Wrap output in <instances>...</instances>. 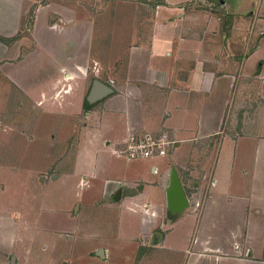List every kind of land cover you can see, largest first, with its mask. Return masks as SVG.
Wrapping results in <instances>:
<instances>
[{
	"label": "crops",
	"instance_id": "1",
	"mask_svg": "<svg viewBox=\"0 0 264 264\" xmlns=\"http://www.w3.org/2000/svg\"><path fill=\"white\" fill-rule=\"evenodd\" d=\"M83 1H68L74 14L85 11ZM147 1L148 43L133 48L129 59L137 109L123 111L119 141L84 151L74 174L37 180L40 163L27 185L0 182V264H264V0L250 12L241 2L231 10L217 0L223 19L216 0ZM35 4L0 0V60L20 55L24 31L36 45L49 43L40 54L26 52L8 64L10 88L27 98L41 94L42 82L55 81L57 71L43 66L47 57L58 60L71 38L88 35L81 32L85 17L56 12L57 21L55 11ZM250 24L258 37L244 54ZM219 27L222 36L211 34ZM211 40L220 44L206 51ZM58 71L66 75L65 68ZM20 127L18 136L25 134ZM145 134L165 135L172 154L138 160L116 154L128 137ZM41 141L42 151L54 155ZM101 153L114 161L105 164ZM173 177L177 198L186 202L178 212L169 208ZM68 183L90 197L91 208L54 200L55 187ZM93 213L109 220L112 233L95 234Z\"/></svg>",
	"mask_w": 264,
	"mask_h": 264
},
{
	"label": "rangeland",
	"instance_id": "2",
	"mask_svg": "<svg viewBox=\"0 0 264 264\" xmlns=\"http://www.w3.org/2000/svg\"><path fill=\"white\" fill-rule=\"evenodd\" d=\"M68 1L36 0L34 5L47 6L46 9L51 13V10L55 11L57 21L60 17L56 12L71 20L73 16L78 19L85 17V24H80L84 25L81 27V32L85 35L88 33L85 41L82 38L80 40L71 38L72 41L67 43V50H63L66 57L56 51L60 55V57L56 56L58 60L50 61L47 57V60L43 62L44 68L50 71L56 70L57 74L54 82L41 83L40 95H31L27 100L28 98L18 87L11 83L13 88H10L7 75L10 69L8 64L11 61L17 62L26 52L29 57L32 53L40 54L45 50V46H49V43L43 41L36 45L30 40L29 33L24 31L18 38V41L20 38L26 40L20 47V57L11 52L6 58L0 60V182L11 183L12 187L17 186L18 183L27 185V177L31 170L38 168L40 163H42L40 167L42 169L35 173L36 179L41 177L49 180L56 174H74L76 169L82 167L81 154L84 151L101 149L105 143L113 146L119 141L117 138L119 135H116L118 129L126 127L123 111L126 109L134 111L138 106L137 95L131 89L132 65L129 59L133 48L146 46L148 43L152 24V10L147 6L150 2L147 0H84L85 11L74 14ZM219 1L226 2L231 10L239 6L241 2L247 12L254 11L257 3V0ZM207 4L197 3L194 6ZM215 7H218L219 11L223 10L222 13H217L221 16L220 19H223L225 11L217 0ZM247 15H244L246 19ZM251 24L245 32V41L248 43V39H251L249 45L247 48H241L244 54L254 48L255 39L258 37L251 33L253 30ZM221 30L220 27L218 32L213 29L211 34L217 33L222 36L223 30ZM28 40L29 44L26 45ZM209 42L205 46L206 51L210 50V45L220 44L213 40ZM217 47L221 50V45ZM15 56L18 58L14 60ZM58 66L65 68L66 75L58 71ZM47 76L40 78L43 81V78ZM51 78L53 79L52 76L48 77V79ZM21 79L23 81V77ZM96 82L105 85L107 91L99 95L97 99L89 100ZM24 117L29 118L24 121ZM131 118L132 122L137 121L136 116ZM18 124L23 126V130L25 126L33 125L24 131L29 138L25 134L18 136V130L22 129ZM8 132L11 133L6 134ZM42 138L45 144L48 141L46 148L54 155L48 156L47 150L42 151ZM49 145L52 146L48 147ZM169 152H167L168 156L172 154ZM100 157L101 161L105 160V164L108 161H114L105 153H101ZM198 162H196L197 165ZM107 172L113 173L112 170ZM81 178L80 181H82ZM81 184L84 186V181ZM73 186L74 183L56 186L54 200L57 198L65 202L75 200L79 206L90 198L88 195L85 196L83 191L80 195L76 194ZM85 204L87 209L91 208L89 204ZM102 215V213L89 215L88 217H92L90 226L99 229L95 234H103L104 231L110 234L112 228L109 220Z\"/></svg>",
	"mask_w": 264,
	"mask_h": 264
},
{
	"label": "built area",
	"instance_id": "3",
	"mask_svg": "<svg viewBox=\"0 0 264 264\" xmlns=\"http://www.w3.org/2000/svg\"><path fill=\"white\" fill-rule=\"evenodd\" d=\"M172 144L163 134L132 135L124 140L125 148L116 151V154L128 160L149 159L166 155L172 148Z\"/></svg>",
	"mask_w": 264,
	"mask_h": 264
},
{
	"label": "water",
	"instance_id": "4",
	"mask_svg": "<svg viewBox=\"0 0 264 264\" xmlns=\"http://www.w3.org/2000/svg\"><path fill=\"white\" fill-rule=\"evenodd\" d=\"M105 91H107V87L101 83L96 82L92 91V95L89 96V100L91 98L97 99L99 95L103 94ZM97 96V97H96ZM172 189H171V197H170V204L169 208L172 212H178L181 210V208L186 207L185 201H180L177 197V193L180 192V187L178 181L173 177L172 179ZM173 197V199H172ZM99 257H103V251L100 250Z\"/></svg>",
	"mask_w": 264,
	"mask_h": 264
}]
</instances>
